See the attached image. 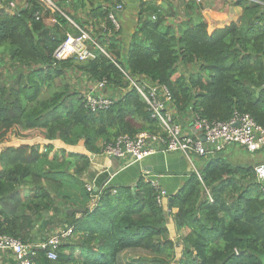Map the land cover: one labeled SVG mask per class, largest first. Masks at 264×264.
<instances>
[{
  "label": "trees",
  "instance_id": "16d2710c",
  "mask_svg": "<svg viewBox=\"0 0 264 264\" xmlns=\"http://www.w3.org/2000/svg\"><path fill=\"white\" fill-rule=\"evenodd\" d=\"M51 2L58 11L48 25L39 0H17L18 14L0 8V69L10 71L7 78L0 72V144L11 134L45 142L43 151L39 144L0 151V235L33 246L55 228H71L56 258L36 250L30 259L36 264H264V188L254 168L228 162L222 151L197 157L201 179L189 173L171 196L175 229L184 231L176 241L156 202L158 190L143 177L133 186L110 184L100 191L87 190L83 181L89 155H100L105 144L122 135L161 132L131 81L164 86L181 127L192 115L227 121L238 112L264 128V9L249 3L239 23L226 21L208 33L203 18L176 25L172 9L162 15L142 4L124 36L109 17L121 0ZM64 16L102 51L91 45V59L54 61V50L79 34ZM67 73L104 82L99 91L111 105L91 110L72 85L57 84ZM55 141L80 143L89 155L61 150L50 156Z\"/></svg>",
  "mask_w": 264,
  "mask_h": 264
},
{
  "label": "built area",
  "instance_id": "2783aa9c",
  "mask_svg": "<svg viewBox=\"0 0 264 264\" xmlns=\"http://www.w3.org/2000/svg\"><path fill=\"white\" fill-rule=\"evenodd\" d=\"M188 1L199 4L202 0ZM243 1L258 4L264 9V1ZM3 7L5 11L14 12L17 9V3L13 0H0V8ZM122 10L123 5L118 4L109 16L116 29L119 28V25L115 19V15ZM74 26L79 31L78 36H67L66 40L54 50L52 54L54 61H61L68 57H73L78 62L91 59L93 57L90 51L91 45L102 51L91 40L86 31L75 24ZM130 83L144 100L151 118L157 121L161 132L157 134L141 132L133 137L128 135L119 136L111 143L105 144L102 148L101 154L109 158L118 160L130 158L134 162H139L151 154L165 152L180 154L190 161V155L203 158L220 152L230 145L240 146L250 153L264 148V128L256 124L248 114L234 112L232 117L227 121H208L197 115H192L191 120L188 122L189 132L185 133L181 125L173 119L172 113L168 109L167 104L171 98L164 86L138 84L133 81ZM104 84V82L91 84V87H89L84 95L87 105L91 110H104L111 105L112 100L100 94L99 90ZM199 132L204 137V141L196 136V133ZM254 172L258 182H264V164L255 166ZM195 173L201 179L199 173L197 171ZM150 183L158 190L156 202L161 206L166 192L158 189V186L154 182ZM86 188L87 190L92 189ZM262 191L264 192V189ZM71 235V228L58 231L46 242L33 246L23 244L20 240L10 236L0 235V251H10L15 264H36L30 260L35 256L36 250L45 251L47 259L54 260L56 258L55 250L63 240H66Z\"/></svg>",
  "mask_w": 264,
  "mask_h": 264
},
{
  "label": "crops",
  "instance_id": "0c3cea01",
  "mask_svg": "<svg viewBox=\"0 0 264 264\" xmlns=\"http://www.w3.org/2000/svg\"><path fill=\"white\" fill-rule=\"evenodd\" d=\"M64 2L65 1L59 2L63 8H65V4H67ZM205 2L206 0H202L201 3L194 4L188 0H121L118 4L123 5V10L116 13V19L119 22V28H121L123 35L127 36L136 25L137 16L135 13H137L141 7H145V5L142 4L154 5L159 9L162 15H166L172 9L176 14L174 22L177 25L184 22L187 18H191L195 21L202 18L204 19L202 10ZM237 2H241V5H236ZM248 4L249 3L243 0H213V11L223 10L230 16L227 21L239 23L242 17L243 7ZM64 17L71 22L69 18L66 16ZM166 19L169 23L173 22L171 17H166ZM125 39H127V37ZM182 128L185 133L189 132V124L187 128L185 126ZM76 146L82 149L81 152H85L83 145L78 144ZM261 151V154L256 156L255 154L260 152V150L250 153L240 146L230 145L222 150L221 153L222 156L232 164L240 165L242 168H254L259 164H264V148L261 149ZM197 160L199 161L198 164L193 162L192 159L188 161L180 154L165 152L151 154L139 162H134L130 158L118 160L109 158L103 154L93 155L84 173L83 181L86 187L96 191H100L110 184L133 186L139 176L143 177L148 182H154V184L158 186V189L166 192L161 207L167 215L166 224L169 238L176 241L180 236L182 237L184 235V231H176L172 220L173 213H175L176 210L173 208L168 210L167 198L175 195L182 188L184 182L189 179V173L198 172L202 164V159L199 158ZM109 170L111 173H109ZM261 184L264 188V182H261ZM56 229L57 228H55V230ZM178 256L179 250L177 252V257ZM11 260L13 261L12 257L11 259L9 257H3L0 262L1 264H10Z\"/></svg>",
  "mask_w": 264,
  "mask_h": 264
},
{
  "label": "rangeland",
  "instance_id": "374dc122",
  "mask_svg": "<svg viewBox=\"0 0 264 264\" xmlns=\"http://www.w3.org/2000/svg\"><path fill=\"white\" fill-rule=\"evenodd\" d=\"M14 1L17 3V0H14ZM39 2L43 5V7L46 8V10L48 12V15L45 17V23L47 25L51 24L53 22L52 13H54L55 11H58L57 8H55V6H54L55 4L52 3L51 0H39ZM65 5L67 6V4H65ZM66 11H70V9L66 8ZM70 23L74 26V23H72V22H70ZM117 23H118V21H117ZM118 25H119V23H118ZM87 30H88V32L92 31L90 28H88ZM0 72L3 73L2 78H7L8 74L10 73V71H8L7 68L2 69V67L0 69ZM63 79H65V80L59 81L57 84L60 85L62 83H69L81 95H85L87 90L89 89V87H91V83H89L86 80V78L83 77L82 75H80L79 73L78 74L67 73ZM20 144H37V145L39 144L40 151H43V146H44L45 142L38 137L31 139V140H23L20 137H17L14 134H11V135H9V138L6 142H3L0 144V151L6 147L18 146ZM52 144H53V149L49 153L50 156H52L54 154V152H56L58 155H60L61 150L65 151L64 155H67L68 153H74V154H85L86 153L85 155H89V153L86 151L81 152L82 149L77 148V146H72V147L66 146V145L62 144L60 141L52 142ZM261 152L262 151L260 150V152H257L255 155L259 156L261 154ZM190 157H191L193 162H196V164H198L199 161L197 159H199V158H197L193 155H190ZM52 231H54V229H52L51 231H46L44 233L45 235H40V237L42 239L46 238L47 236H50ZM58 231H62V229L57 228L56 231H54V232H58ZM178 250H179V247H175V252H178ZM3 257H9L11 259V255H9L7 252H3V253L0 252V260H2ZM0 264H1V262H0Z\"/></svg>",
  "mask_w": 264,
  "mask_h": 264
},
{
  "label": "clouds",
  "instance_id": "9594fccd",
  "mask_svg": "<svg viewBox=\"0 0 264 264\" xmlns=\"http://www.w3.org/2000/svg\"><path fill=\"white\" fill-rule=\"evenodd\" d=\"M205 21V30L208 33L217 25H223L229 18V14L223 10L213 11V0H206L202 10Z\"/></svg>",
  "mask_w": 264,
  "mask_h": 264
},
{
  "label": "water",
  "instance_id": "95a60500",
  "mask_svg": "<svg viewBox=\"0 0 264 264\" xmlns=\"http://www.w3.org/2000/svg\"><path fill=\"white\" fill-rule=\"evenodd\" d=\"M14 13H15V14H18V9L14 10ZM196 136L199 137L202 141L205 140L204 137L202 136L201 132L196 133ZM89 157H90V159H91V158H93V155L90 154ZM109 173H111L110 170H109ZM94 191H96V190H94ZM171 203H172V197L170 196L169 198H167V207H168V210L171 209ZM75 212H77V213H82L83 210H76V209H70V210H68V213H69V214H73V213H75Z\"/></svg>",
  "mask_w": 264,
  "mask_h": 264
}]
</instances>
